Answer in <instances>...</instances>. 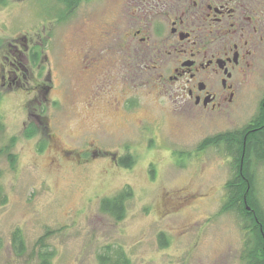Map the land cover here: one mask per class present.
I'll list each match as a JSON object with an SVG mask.
<instances>
[{"label":"rangeland","instance_id":"rangeland-1","mask_svg":"<svg viewBox=\"0 0 264 264\" xmlns=\"http://www.w3.org/2000/svg\"><path fill=\"white\" fill-rule=\"evenodd\" d=\"M89 5L97 9L101 2ZM56 16L53 0L0 5V147L9 146L14 155L13 161L0 155V264H38L45 249L52 252L51 264H99L97 255L108 244L121 246L130 264H243L245 231L234 211L221 210L231 158L222 148L199 144L257 114L264 76L243 86L237 110L212 119L193 117L172 99L159 102L154 96L147 111H138L139 118L154 122L146 139L135 118L86 112L81 104L73 112L65 103L53 107V98H64L60 90L68 72L78 68L71 70V47L79 50L68 24ZM33 46L39 48L36 64ZM18 57L25 75L19 74L21 86L7 83ZM49 70L52 88L45 101L32 88L35 76L47 83ZM92 142L117 152L116 160L129 153L132 165L107 154L74 152L91 151ZM253 169L264 207V163ZM125 187L132 195L124 217L115 220L99 209V201ZM16 229L24 242L20 254L12 241Z\"/></svg>","mask_w":264,"mask_h":264},{"label":"flooded vegetation","instance_id":"flooded-vegetation-1","mask_svg":"<svg viewBox=\"0 0 264 264\" xmlns=\"http://www.w3.org/2000/svg\"><path fill=\"white\" fill-rule=\"evenodd\" d=\"M90 1L53 0L55 20H64L79 42L70 55L71 70L78 68L68 72L60 90L64 98H53V107L65 103L73 112L81 104L86 112L135 118L147 139L154 122L139 118L138 111H147L154 96L159 102L172 99L193 117L212 119L237 110L243 86L264 76V0H99L97 9ZM38 49L33 46L34 64ZM15 58L7 83L21 86L19 74L25 75ZM44 80L35 76L32 89L48 101L50 70ZM90 145L91 151L74 152L107 154L121 163L117 152Z\"/></svg>","mask_w":264,"mask_h":264},{"label":"trees","instance_id":"trees-1","mask_svg":"<svg viewBox=\"0 0 264 264\" xmlns=\"http://www.w3.org/2000/svg\"><path fill=\"white\" fill-rule=\"evenodd\" d=\"M7 0H0L5 5ZM34 60V54H31ZM34 132H27L32 135ZM13 141V140H12ZM222 148L231 158V176L225 182V200L221 206L223 211H234L240 219L245 231V241L241 260L243 264H264V207L262 206L257 189L254 164L264 163V95L259 101L258 112L244 126L227 132L218 133L203 139L199 148ZM6 153L11 161L14 155L9 146L0 147V155ZM133 159L125 155L121 164L130 166ZM132 195L131 189L125 187L112 196L102 197L99 209L109 214L115 220H121L125 215V202ZM1 201L4 198L1 193ZM162 245L166 244L163 234H159ZM15 252L24 251V242L16 229L12 234ZM52 252L43 250L38 254V264H51ZM99 264H130V259L121 246L108 244L97 255Z\"/></svg>","mask_w":264,"mask_h":264}]
</instances>
